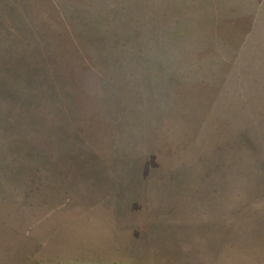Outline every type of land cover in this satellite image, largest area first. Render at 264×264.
I'll return each instance as SVG.
<instances>
[{
    "label": "rangeland",
    "instance_id": "obj_1",
    "mask_svg": "<svg viewBox=\"0 0 264 264\" xmlns=\"http://www.w3.org/2000/svg\"><path fill=\"white\" fill-rule=\"evenodd\" d=\"M27 1L25 40L52 44L5 47L0 143L53 177L0 198V264H264L219 179L264 163L230 122L239 82L264 86V0Z\"/></svg>",
    "mask_w": 264,
    "mask_h": 264
},
{
    "label": "trees",
    "instance_id": "obj_2",
    "mask_svg": "<svg viewBox=\"0 0 264 264\" xmlns=\"http://www.w3.org/2000/svg\"><path fill=\"white\" fill-rule=\"evenodd\" d=\"M69 1L70 0L67 1L59 0L56 3L58 14L59 16L61 15L62 17L61 16L60 17L63 18L64 20L66 19L63 14L64 13L63 6L65 5V3L66 5L69 4L70 3ZM29 8L30 5L27 0H0V59L4 58L7 60L10 57L8 56V53L4 51L5 47H7L8 49L9 47H27V46L44 47V45L50 47V45L52 44V40L46 38L43 35L41 36L42 37L41 39L39 38V40L38 38L35 41L33 39L25 40V37L28 36V33H26V27L24 23L28 25V22H26L24 18H21V15H24L25 13L29 14L28 13ZM32 18L34 19L35 22L28 25L30 32L33 34H39L40 31L41 33V28L37 29L38 24L41 23L39 17H37L36 14H33ZM94 25L97 26L98 21ZM69 28L72 29L71 27ZM110 29L107 31L110 32L109 37L113 39L112 38L113 32H111ZM128 36L129 34L120 36V46L122 47V49L125 46L126 47L132 46L131 44L125 45L126 43L122 42L126 39L128 40L129 39ZM128 49H132V48H128ZM12 51L15 52L17 50L14 48L12 49ZM209 51H210L209 54L211 55V53L213 52L211 50ZM42 53L44 52L40 51L32 56L34 57L40 56L41 59ZM15 59L19 60L22 58L20 56L15 55L12 58V60ZM194 61H197V55L196 58H194ZM25 64L28 66L30 70L31 68V66H29L30 63L25 62ZM195 65H193V67L197 68V66ZM217 66L218 65L214 67L213 66L208 67V71L210 73L216 71ZM11 67L12 65L7 64L6 67H4V69L0 71V75L6 73L7 71H10ZM156 70L158 71L159 69L157 68ZM24 71L26 72L25 67H24ZM248 80L249 81H246V83L244 82V80H242L238 84L240 85L239 91L233 101L234 102L233 110L235 115L233 116L232 114L230 118V122L232 118H235L237 119L238 122L236 129H238L240 126L248 127L247 129L246 128L245 129L248 132V138L250 140V142L247 140V143H249V148L251 147V145L257 146L260 149L259 154H261L264 157V112L257 110L254 107V106H259V108H264V86H262V84L259 85L257 79H255L253 82L251 78H249ZM215 85L216 84H214V86ZM208 86L210 87V89L214 88L212 86V83H208ZM8 87H10V84L8 85ZM218 92L216 91V94ZM228 92L231 93L230 89H226L225 94H228ZM68 97L69 96H67L66 98L67 103L69 101ZM215 106L216 103L212 105L213 108ZM211 117L216 118L214 114H211ZM228 120L229 117H227V121ZM245 129L243 130V132L245 131ZM16 132H19V130ZM242 133L240 135L234 133L235 140L239 136H241ZM12 139L14 141L13 137ZM240 139L241 137L238 138V140ZM4 144L5 143H0V159H1L0 160L1 163L0 164V198L7 197L6 194L9 192L10 195H15V197L18 196L20 197L19 205L27 204L28 200L31 197H35V195H33L34 189L31 191L28 190L27 188H29L30 186L33 187L35 186L37 190H40V185H37V183L40 184L43 181H48L53 176L44 175L42 172L43 169L41 168L40 164L38 167L33 168V171H30L31 173L33 172L32 175H28V176L23 175V173H27L30 169L28 168V166L24 165L23 162L17 159L13 154L7 152L5 150ZM14 145L16 147V143ZM34 155L38 157L41 156L40 152H38L36 148L30 147V152L28 153V157H33ZM3 162H8L9 164H4ZM234 167L235 169H234V173H232V176L219 177V179L221 180L225 178L224 191L230 190V192L232 193L234 205L236 206L238 213H243V216L245 217V219H247L248 222L264 223V163L262 162V159H258L255 156L254 158L252 157V159H250L249 165H247L248 170L245 169L247 170V172L243 170H236L238 166L234 165L233 168ZM9 168H12L16 172H18V175L16 176L6 175V170ZM221 180H219L220 188H222V183H223ZM26 190L27 192H25ZM22 201L24 202L22 203Z\"/></svg>",
    "mask_w": 264,
    "mask_h": 264
},
{
    "label": "water",
    "instance_id": "obj_3",
    "mask_svg": "<svg viewBox=\"0 0 264 264\" xmlns=\"http://www.w3.org/2000/svg\"><path fill=\"white\" fill-rule=\"evenodd\" d=\"M9 170H12V168H9ZM12 171H14V170H12ZM12 203H14L15 204V200H13V202Z\"/></svg>",
    "mask_w": 264,
    "mask_h": 264
}]
</instances>
